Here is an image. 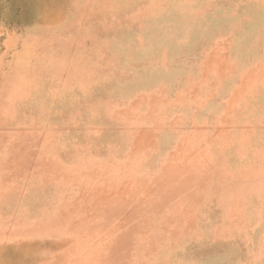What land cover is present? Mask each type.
<instances>
[{
	"label": "rangeland",
	"instance_id": "374dc122",
	"mask_svg": "<svg viewBox=\"0 0 264 264\" xmlns=\"http://www.w3.org/2000/svg\"><path fill=\"white\" fill-rule=\"evenodd\" d=\"M0 264H264V0H0Z\"/></svg>",
	"mask_w": 264,
	"mask_h": 264
}]
</instances>
